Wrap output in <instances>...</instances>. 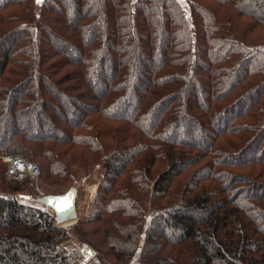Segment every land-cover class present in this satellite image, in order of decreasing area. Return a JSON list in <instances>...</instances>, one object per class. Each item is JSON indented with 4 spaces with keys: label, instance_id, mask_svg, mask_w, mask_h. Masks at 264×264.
<instances>
[{
    "label": "trees",
    "instance_id": "16d2710c",
    "mask_svg": "<svg viewBox=\"0 0 264 264\" xmlns=\"http://www.w3.org/2000/svg\"><path fill=\"white\" fill-rule=\"evenodd\" d=\"M254 28L264 0H0V155L53 186L70 151L100 170L88 216L60 227L1 164L0 264H264Z\"/></svg>",
    "mask_w": 264,
    "mask_h": 264
},
{
    "label": "rangeland",
    "instance_id": "374dc122",
    "mask_svg": "<svg viewBox=\"0 0 264 264\" xmlns=\"http://www.w3.org/2000/svg\"><path fill=\"white\" fill-rule=\"evenodd\" d=\"M178 1L182 2L185 5V0H178ZM239 32H240V33H238L239 38H243L242 37V34H243L242 31H239ZM245 38L246 39H244V40L248 45H254V46H257L258 48H264V32L262 30L254 28L252 32H248V34H245ZM108 74H109V71L106 72V76ZM138 75H139V73H138ZM140 76H142V75H140ZM102 79H104V78H102ZM133 80L134 79H132L131 82L129 83L130 89H131V84H133ZM99 90H100V87L97 86V88L94 89V93L99 92ZM197 96H199V94H197ZM63 102H66V101L63 100ZM131 103L133 104V102H131ZM243 108L244 107H242L240 110H242ZM63 118L67 122H71L72 120H75V118L70 117V115L68 113H65V114L63 113ZM8 121L10 122V120H8ZM8 121H7V123H8ZM36 127L38 128L37 130L39 132H41L42 134H46V135L51 134L50 130L45 128L44 126L36 125ZM14 128H20V122H19L18 126H15ZM35 128L34 127L30 128V126H29V130L33 131V133H35L37 131ZM189 132H191V133H189ZM194 133L195 132H192L191 130H189L187 138L191 139V140H195L198 142V138L196 137V135ZM10 136H11V134L9 132L8 137H10ZM252 155H253L252 152H249L247 154L248 157L252 156ZM5 156H10V155H0V161H1L0 167H1V164L4 165L1 158L5 157ZM21 158L27 160L26 158H23V157H21ZM68 159H70L69 161H67V162H70L69 173H68L67 177L63 178L57 184H55L53 186L52 184L45 183V181L41 178V175H40L36 180L29 179L22 186L21 193L16 195L18 201L24 202L23 198L25 196H30L32 194L44 193V192L64 191L68 188V186L71 184L73 179L85 180L84 185L82 186V189L80 192L79 200H78L77 215L70 220H66L65 223L61 222L62 221L61 218L58 217L56 219V223H58V226H60V227H69L66 225H69L71 223L75 224L77 222H80L88 216V214L90 212L91 204L93 201V197H94L95 192L97 190L98 178L100 176L99 175V172H100L99 169H95L92 166H90L87 170H83V168H81L78 165L79 153L77 151H74V152L70 151L69 153H67L66 160H68ZM33 163L37 166L39 165L38 162H33ZM0 172H1V168H0ZM5 181H7V180H5Z\"/></svg>",
    "mask_w": 264,
    "mask_h": 264
},
{
    "label": "water",
    "instance_id": "95a60500",
    "mask_svg": "<svg viewBox=\"0 0 264 264\" xmlns=\"http://www.w3.org/2000/svg\"><path fill=\"white\" fill-rule=\"evenodd\" d=\"M85 180L73 179L68 188L59 192H44L25 196L24 202L34 208L45 210L53 220L54 225L59 217L63 221L70 220L77 215L78 200ZM73 223L66 225L70 226ZM92 257L91 251L86 253L85 261Z\"/></svg>",
    "mask_w": 264,
    "mask_h": 264
},
{
    "label": "built area",
    "instance_id": "2783aa9c",
    "mask_svg": "<svg viewBox=\"0 0 264 264\" xmlns=\"http://www.w3.org/2000/svg\"><path fill=\"white\" fill-rule=\"evenodd\" d=\"M4 164V179L9 182H23L27 178L36 180L40 176V170L37 165L25 159L5 156L2 157Z\"/></svg>",
    "mask_w": 264,
    "mask_h": 264
},
{
    "label": "bare ground",
    "instance_id": "6f19581e",
    "mask_svg": "<svg viewBox=\"0 0 264 264\" xmlns=\"http://www.w3.org/2000/svg\"><path fill=\"white\" fill-rule=\"evenodd\" d=\"M61 220H62V219H61ZM61 222L65 223L66 221H63V220H62ZM63 223H62V224H63Z\"/></svg>",
    "mask_w": 264,
    "mask_h": 264
},
{
    "label": "snow or ice",
    "instance_id": "6c2138e0",
    "mask_svg": "<svg viewBox=\"0 0 264 264\" xmlns=\"http://www.w3.org/2000/svg\"><path fill=\"white\" fill-rule=\"evenodd\" d=\"M38 2H39V0H38Z\"/></svg>",
    "mask_w": 264,
    "mask_h": 264
}]
</instances>
